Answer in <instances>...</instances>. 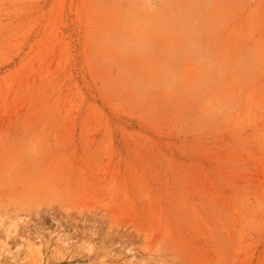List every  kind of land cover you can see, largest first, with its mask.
Returning a JSON list of instances; mask_svg holds the SVG:
<instances>
[{"label":"rangeland","instance_id":"374dc122","mask_svg":"<svg viewBox=\"0 0 264 264\" xmlns=\"http://www.w3.org/2000/svg\"><path fill=\"white\" fill-rule=\"evenodd\" d=\"M17 202L36 203L20 236L95 247L44 264H139L151 243L264 264V0H0V203Z\"/></svg>","mask_w":264,"mask_h":264},{"label":"clouds","instance_id":"9594fccd","mask_svg":"<svg viewBox=\"0 0 264 264\" xmlns=\"http://www.w3.org/2000/svg\"><path fill=\"white\" fill-rule=\"evenodd\" d=\"M29 154L34 156L35 152ZM35 205L36 203L17 202L10 206L7 203H0V262L7 256L9 257V264H44L45 247L51 248L60 260L72 255L71 245H76L79 252L86 253L89 256L94 253V245L88 243L87 240L74 241L62 228L59 231L50 232L48 239H45L43 234H37L35 241L30 238L31 233L20 236L22 228L27 229L33 224L29 213L35 209ZM67 210L70 211L71 209ZM56 223L59 227V222L56 221ZM113 227H116L114 223ZM144 237L146 244L149 238ZM17 239L20 240V243L13 249L10 242ZM56 245L61 247L58 248ZM144 251L148 254V259L140 260L139 264H150V261L151 264H179L178 257L173 252L166 250L162 244L151 243L148 250L144 248ZM22 253L27 255L24 256ZM126 255L131 258L125 259L111 250L110 255L100 258L99 264H107L110 258L119 261V264H136L135 251L132 247L126 249Z\"/></svg>","mask_w":264,"mask_h":264}]
</instances>
